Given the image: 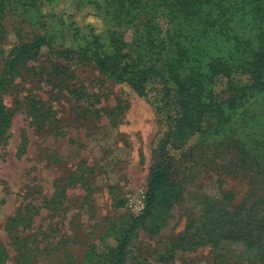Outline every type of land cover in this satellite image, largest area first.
Masks as SVG:
<instances>
[{
    "label": "rangeland",
    "instance_id": "rangeland-1",
    "mask_svg": "<svg viewBox=\"0 0 264 264\" xmlns=\"http://www.w3.org/2000/svg\"><path fill=\"white\" fill-rule=\"evenodd\" d=\"M39 1L36 12L0 9V70L18 40L47 33L1 91L0 264H81L91 246L109 264L114 239L104 233L143 211L161 160L168 185L129 238L124 264H256L229 232L264 214V122L248 135L194 134L162 158L166 127L149 97L81 56L80 46L109 32L91 1ZM230 79L251 80L220 75L216 92L225 96Z\"/></svg>",
    "mask_w": 264,
    "mask_h": 264
},
{
    "label": "trees",
    "instance_id": "trees-1",
    "mask_svg": "<svg viewBox=\"0 0 264 264\" xmlns=\"http://www.w3.org/2000/svg\"><path fill=\"white\" fill-rule=\"evenodd\" d=\"M90 1L109 32L105 41L92 36L80 46L81 56L107 77L149 97L166 127L159 146L162 158L170 150L182 149L194 134L239 130L248 135L264 122V0ZM41 3L0 0V9L16 6L36 12ZM129 28L134 35L127 42ZM46 42L47 33H37L8 50L0 70V133L5 120L1 91L9 73L24 55ZM237 73L248 74L250 83L230 79L225 96L216 92L213 83L218 76ZM254 115H260L259 123H253ZM161 161L150 171L143 211L123 230L109 228L104 233L114 239L109 264H124L129 238L164 196L169 175ZM229 233L255 251L256 264H264V214L252 217L249 229ZM99 263L93 247L86 249L81 264Z\"/></svg>",
    "mask_w": 264,
    "mask_h": 264
}]
</instances>
